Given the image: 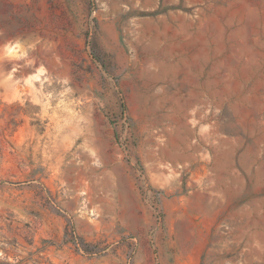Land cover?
<instances>
[{
  "label": "rangeland",
  "instance_id": "374dc122",
  "mask_svg": "<svg viewBox=\"0 0 264 264\" xmlns=\"http://www.w3.org/2000/svg\"><path fill=\"white\" fill-rule=\"evenodd\" d=\"M0 264H264V0H0Z\"/></svg>",
  "mask_w": 264,
  "mask_h": 264
},
{
  "label": "clouds",
  "instance_id": "9594fccd",
  "mask_svg": "<svg viewBox=\"0 0 264 264\" xmlns=\"http://www.w3.org/2000/svg\"><path fill=\"white\" fill-rule=\"evenodd\" d=\"M7 50L9 52V54H12L13 53V49L11 47H9ZM13 71H15V69H13Z\"/></svg>",
  "mask_w": 264,
  "mask_h": 264
},
{
  "label": "bare ground",
  "instance_id": "6f19581e",
  "mask_svg": "<svg viewBox=\"0 0 264 264\" xmlns=\"http://www.w3.org/2000/svg\"><path fill=\"white\" fill-rule=\"evenodd\" d=\"M164 153V152H163ZM173 153V152H172ZM189 153V152H188ZM177 155V154H176ZM170 157H171V155H170Z\"/></svg>",
  "mask_w": 264,
  "mask_h": 264
}]
</instances>
